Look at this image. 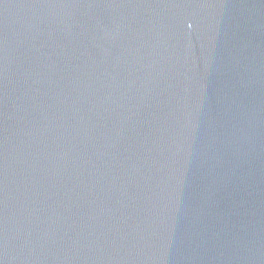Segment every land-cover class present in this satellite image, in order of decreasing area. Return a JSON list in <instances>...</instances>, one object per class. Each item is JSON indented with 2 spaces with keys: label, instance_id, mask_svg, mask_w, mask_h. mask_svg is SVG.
<instances>
[{
  "label": "water",
  "instance_id": "water-1",
  "mask_svg": "<svg viewBox=\"0 0 264 264\" xmlns=\"http://www.w3.org/2000/svg\"><path fill=\"white\" fill-rule=\"evenodd\" d=\"M0 264H264V0H0Z\"/></svg>",
  "mask_w": 264,
  "mask_h": 264
}]
</instances>
